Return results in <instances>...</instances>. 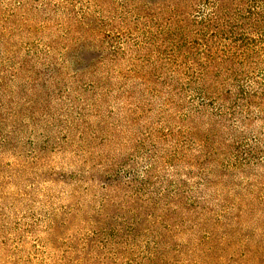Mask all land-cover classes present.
I'll return each mask as SVG.
<instances>
[{
    "label": "rangeland",
    "instance_id": "374dc122",
    "mask_svg": "<svg viewBox=\"0 0 264 264\" xmlns=\"http://www.w3.org/2000/svg\"><path fill=\"white\" fill-rule=\"evenodd\" d=\"M95 1L0 0V264H264V0L263 21L244 7L181 33L175 0L125 30ZM166 27L191 61L250 38L230 120L179 94L171 43L144 48ZM193 123L215 147L191 142Z\"/></svg>",
    "mask_w": 264,
    "mask_h": 264
},
{
    "label": "trees",
    "instance_id": "16d2710c",
    "mask_svg": "<svg viewBox=\"0 0 264 264\" xmlns=\"http://www.w3.org/2000/svg\"><path fill=\"white\" fill-rule=\"evenodd\" d=\"M260 2L263 4L262 1ZM258 3L259 0H175L172 3V10H175L174 12L178 14V17L171 18L170 23L171 25L173 24V29L180 33L186 29L190 30L191 25L197 27L198 29H196V31L198 32L210 31L211 26H216L212 29L216 31L221 22H224V20H230L229 15L231 12L233 16L234 14L240 15L242 10L239 9L244 7H249L250 9L247 16H255V14H257L259 15L257 20L263 21L264 19L261 18L262 13L260 11L256 12V5ZM157 4L158 3L154 0H123V3L121 4L117 3L116 0L95 1V6L98 8V14L101 16L99 19L102 21L103 25L107 27L112 26L114 28L119 26L121 30H125V28H127L126 26H132L128 19L130 17H133V22L137 23H140L143 19L153 20L151 13H149V9ZM202 5L210 9L208 14L200 11ZM235 5L237 8H234ZM164 6L165 5H161L160 7ZM179 8H182V11L184 12H186V10L194 11L195 14H197V17L193 20H190L185 16L180 17L185 13L180 12ZM234 10H237L238 12L235 13ZM171 25H169L170 28ZM253 26L256 30L258 29L256 25ZM221 30L222 29H220V31ZM109 32L112 33V31ZM117 32L116 36L122 34L120 31ZM169 33L170 31H168V27L160 29L158 36L153 35V33L150 36L148 31L146 36L149 41H146L148 45L144 48L152 53L162 54L164 52H160L158 48L167 46L168 43H171V48L169 49V52H167L168 56H163L161 60H164L167 69L177 76V86H181L180 89H177L179 94L185 96V94L191 92V102L192 105H194V111L197 114L203 115L212 108L213 110L209 112V115L214 121V117L216 118L215 125L222 124L224 120H230L231 117H234L235 114L238 113L236 112V109L240 107V104L245 99L246 95L242 83L247 71L243 64L244 60H246V56L249 55L246 49L249 47L250 43L248 41L250 38L245 37V45L241 52L232 51V48L231 50L221 49L219 52L213 49H207L206 47V51H203L204 53H193L192 56H195L196 59L191 61L189 57H186V55L190 53L189 50L186 51V53L184 52L179 55L180 41L174 38L172 39V37L169 36ZM210 34H216V32H210ZM155 39H159L161 42L159 47H157ZM191 43L192 41H190L189 45H191ZM142 48L143 47L138 45L133 50L136 55H139L137 60L141 59V61L145 60L141 55ZM117 51L118 50L114 51V53ZM197 54H199L198 57ZM152 65L156 69L158 62H153ZM167 85L172 86L171 84ZM173 87H171V89H174ZM168 92L171 93V90ZM227 103H229L230 106L226 105ZM207 126H209V128L215 127L211 121L208 122ZM201 132V126L198 123L197 125L193 123L188 131V137L191 142L198 143L199 147H215L213 146V141L208 136L202 135ZM171 134L172 133H169L170 136ZM183 140L184 139L179 140V143ZM214 142H217L219 147L224 145V143L217 140ZM225 147H231V153L237 152V154H240V150L235 144H230ZM238 159L240 160V157Z\"/></svg>",
    "mask_w": 264,
    "mask_h": 264
}]
</instances>
